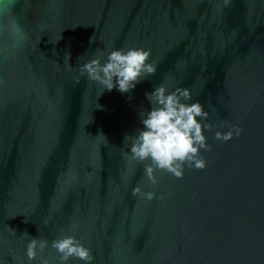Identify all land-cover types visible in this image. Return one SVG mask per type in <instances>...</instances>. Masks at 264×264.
<instances>
[{"label":"water","instance_id":"obj_1","mask_svg":"<svg viewBox=\"0 0 264 264\" xmlns=\"http://www.w3.org/2000/svg\"><path fill=\"white\" fill-rule=\"evenodd\" d=\"M0 264H264V0H0Z\"/></svg>","mask_w":264,"mask_h":264}]
</instances>
